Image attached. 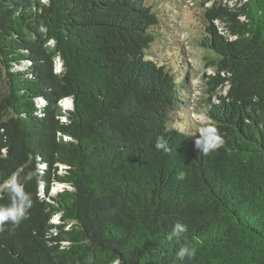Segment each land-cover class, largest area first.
<instances>
[{
	"label": "trees",
	"instance_id": "obj_1",
	"mask_svg": "<svg viewBox=\"0 0 264 264\" xmlns=\"http://www.w3.org/2000/svg\"><path fill=\"white\" fill-rule=\"evenodd\" d=\"M201 6L206 154L167 128L185 89L144 56L143 0H0V206L12 177L31 197L0 231V264H264V0ZM183 245L196 256L179 260Z\"/></svg>",
	"mask_w": 264,
	"mask_h": 264
},
{
	"label": "rangeland",
	"instance_id": "obj_2",
	"mask_svg": "<svg viewBox=\"0 0 264 264\" xmlns=\"http://www.w3.org/2000/svg\"><path fill=\"white\" fill-rule=\"evenodd\" d=\"M143 1L157 20L156 24L150 28L152 39L144 50V56L166 68L172 74L175 83L185 89L183 93L180 89L182 95L179 104L168 112L167 128L182 132L192 139L198 137L199 134L206 137L205 125L208 123V119L205 116V110H209L213 106L208 107L210 102L214 104L216 101H214V97H209L206 84L208 82L206 77L213 75L209 61L205 59L206 57L210 58V53L200 45L206 36L207 24L201 0ZM243 1L222 0L229 7H232L236 2L239 5ZM211 3L213 1L208 5ZM214 25L218 31L224 27L218 23H214ZM46 46L51 47L50 44ZM54 71L55 73L61 72V63L57 58L54 59ZM224 91H221V94H224ZM4 92L6 93L5 90L1 91L0 99L4 97ZM37 105L40 107L42 102ZM60 106L67 113L72 110L73 102L69 98L64 99ZM9 115L11 113L8 111V118ZM64 120L63 117L62 121ZM65 170L66 167H59L58 173L65 174ZM64 190L71 191L72 189L67 184L54 183L49 195L56 196ZM51 223L58 224V216L54 215Z\"/></svg>",
	"mask_w": 264,
	"mask_h": 264
},
{
	"label": "clouds",
	"instance_id": "obj_3",
	"mask_svg": "<svg viewBox=\"0 0 264 264\" xmlns=\"http://www.w3.org/2000/svg\"><path fill=\"white\" fill-rule=\"evenodd\" d=\"M195 146L200 152L205 154L212 150V146L207 143L203 134H199L196 138ZM154 147L166 153L171 151L168 142L162 136L157 137ZM177 178L183 179V173H180ZM25 179H31V175L25 177ZM4 191L9 195L11 203L7 206H0V231H4V226L6 224H11L13 228L18 227L23 220L28 218V210L31 207L30 194L24 191L23 186L15 177H12L10 181L6 183ZM186 231V225L177 222L172 227L167 239L172 240L175 238L179 240ZM196 253L197 249L195 247L183 245L177 251L176 256L179 260H184L185 258L191 260L196 256Z\"/></svg>",
	"mask_w": 264,
	"mask_h": 264
}]
</instances>
